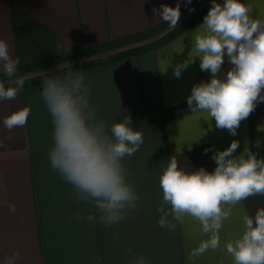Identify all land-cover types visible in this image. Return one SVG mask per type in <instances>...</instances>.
Listing matches in <instances>:
<instances>
[{
    "label": "crops",
    "instance_id": "0c3cea01",
    "mask_svg": "<svg viewBox=\"0 0 264 264\" xmlns=\"http://www.w3.org/2000/svg\"><path fill=\"white\" fill-rule=\"evenodd\" d=\"M243 2L253 4L254 18L264 20V0ZM177 3L180 9L188 4L187 0H0V38L20 59L19 66H28L142 33L163 22L154 15V7ZM203 19L167 44L81 71L98 119L111 126L130 116L132 126L143 133L140 149L123 161L140 201L117 225L89 222V214L98 217L95 207L78 202L71 185L52 169L48 152L53 125L40 96L41 85L0 102V264H8L17 252L14 264H135L141 256L147 264H232L223 249L210 250L192 262L186 259L200 240L207 239L198 223L178 224L175 230L157 223L162 200L159 177L172 156L182 168L212 171L214 152L237 140L240 147L234 155L247 147L264 157V102L241 122L235 136L217 129L207 113L188 109L192 87L209 81L211 74L200 70L198 57L179 78L174 68L195 55L193 37ZM229 67L225 62L222 70ZM28 105L31 115L24 127L11 132L4 128V117ZM10 204L15 205L14 212ZM262 207L264 196L237 205L221 230L222 246L226 233L241 230L243 213L254 215Z\"/></svg>",
    "mask_w": 264,
    "mask_h": 264
},
{
    "label": "clouds",
    "instance_id": "9594fccd",
    "mask_svg": "<svg viewBox=\"0 0 264 264\" xmlns=\"http://www.w3.org/2000/svg\"><path fill=\"white\" fill-rule=\"evenodd\" d=\"M253 12V4L243 0H211L193 37L195 55L174 68L179 78L182 70L199 58L200 70L209 72L211 78L192 87L188 109L207 113L217 129H226L233 136L241 122L264 102V20L254 18ZM153 13L169 28H176L180 3L175 7L162 4L159 9L154 7ZM225 62L230 67L223 71ZM19 64L9 43L0 38V72L7 78L0 80V102L15 100L24 90L26 78L17 75ZM89 91L84 73L70 63L58 64L55 72L49 70L43 76L40 96L53 125L48 159L52 169L71 185L77 201L95 207L98 217L89 214L86 219L111 227L127 219L140 201L123 161L140 149L144 138L142 131L132 126L130 116L111 126L98 119ZM30 115L31 106H23L4 117L3 126L10 132L24 127ZM239 147V141L233 140L226 149L214 152L212 171L182 168L172 156L159 177L158 225L175 230L178 224L198 223L207 236L187 253L190 262L210 250L223 249L232 264H264V207L254 215L243 213L241 230L226 233L221 244V230L234 208L250 197L264 196V157L247 147L236 156ZM9 210L14 212L15 205L10 204ZM18 255L9 257L8 264H14ZM135 264L147 262L141 256Z\"/></svg>",
    "mask_w": 264,
    "mask_h": 264
},
{
    "label": "trees",
    "instance_id": "16d2710c",
    "mask_svg": "<svg viewBox=\"0 0 264 264\" xmlns=\"http://www.w3.org/2000/svg\"><path fill=\"white\" fill-rule=\"evenodd\" d=\"M210 7L211 1L192 0L191 3H188L183 8H181L180 19L182 18L184 20L179 23L176 28H169L168 24L162 22L156 26H152L150 29L142 33L123 38L121 40L111 41L95 47L83 48L76 52L65 54L28 66H18L17 75L26 78L24 89H27L37 85H41L43 76L47 72H49V70L55 72L58 64L69 66L70 63L74 70L81 72L86 69L102 65L106 62H111L118 58L125 57L133 53H138L148 48L159 47L161 45L169 43L170 41L178 37L190 25L203 18L207 14ZM190 9H194V11H190ZM165 31H167L166 34L160 35V33ZM155 35L160 36H157L155 40L139 44L138 46L131 45L133 42ZM122 46L124 47L122 48L123 50L118 52V50L116 49L121 48ZM104 54L106 55V59L103 58ZM34 73L38 74L36 76L28 77V75H33ZM0 80L7 81V78L3 75V73H0Z\"/></svg>",
    "mask_w": 264,
    "mask_h": 264
},
{
    "label": "rangeland",
    "instance_id": "374dc122",
    "mask_svg": "<svg viewBox=\"0 0 264 264\" xmlns=\"http://www.w3.org/2000/svg\"><path fill=\"white\" fill-rule=\"evenodd\" d=\"M206 1H211V0H206ZM183 20H184V19L181 18V19L179 20L178 24L181 23ZM167 31H168V30H167ZM167 31L160 33V35L166 34ZM160 35H155V36H152V37H148V38H145V39L138 40V41H136V42H133L131 45H132V46H138L139 44H143V43H146V42H150V41H152V40H155V39L157 38V36H160ZM122 48H124V47L122 46L121 48H117L116 50H118V52H120V51L123 50ZM109 53H113V52H109ZM105 57H106V55L104 54V55H103V58L105 59ZM37 74H38V73H34L33 75H28V77L36 76Z\"/></svg>",
    "mask_w": 264,
    "mask_h": 264
}]
</instances>
